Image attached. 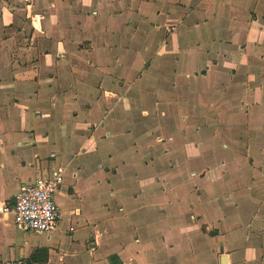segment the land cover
<instances>
[{"label": "crops", "instance_id": "crops-1", "mask_svg": "<svg viewBox=\"0 0 264 264\" xmlns=\"http://www.w3.org/2000/svg\"><path fill=\"white\" fill-rule=\"evenodd\" d=\"M8 8L0 203L37 178L63 183L55 230L0 217V264H220L221 254L264 264V0H41L25 6L21 28ZM52 141L69 150L49 172L41 156ZM210 182L225 187L230 220L205 213L212 202L222 211ZM57 195L85 211L89 234L66 235ZM153 209L150 224L142 215Z\"/></svg>", "mask_w": 264, "mask_h": 264}, {"label": "rangeland", "instance_id": "rangeland-1", "mask_svg": "<svg viewBox=\"0 0 264 264\" xmlns=\"http://www.w3.org/2000/svg\"><path fill=\"white\" fill-rule=\"evenodd\" d=\"M31 3L33 5L38 6L41 3V0H0V18H1V10L4 9V8L7 9L8 7H11V8H16V10L19 9V11H18L19 14L16 17V22L15 21L14 22H15L17 27L20 26V28H21L24 25L25 22H29V20L25 18V14H26L25 11L26 10H24V9H25L26 5L31 4ZM0 23H1V21H0ZM26 31L27 30H25V33H27ZM0 35H1V32H0ZM12 101H13V97H8V103H10ZM2 102H4V101H2ZM154 121H158V120L154 119L149 125H152L154 123ZM138 127L140 128V126H138ZM164 130L166 131L167 129L165 128ZM106 141H108V139H106ZM68 146L69 145L67 143H63L62 141H58V142H55V141L53 142L52 141L51 143L45 144L44 147H43L44 151L42 152V156H41V157L45 156V160L42 161L41 167L43 169H45V170H48L49 172L51 170H53V169L58 168L63 163L61 154L62 155L65 154V157H66V160H67V154H68V150H69V148L67 149ZM104 146H106V144H104ZM51 153L55 154V157L56 156H60V158L58 159V157H56V158L47 159V157H49ZM183 162H185V164H188V165L191 164L192 165V162H187V161H183ZM171 163H172V161L170 160L169 161V165ZM147 176H148L147 175V170H142L141 174H139V177H141L142 179L146 178ZM175 176H178V175H175ZM204 179H205L204 174H203V176H197L196 179L194 178V180H196V185H197V187H195V189H196L195 193L197 194V196H200L202 194L200 191H202L201 190V186L204 184V181H203ZM168 180H169V184L173 188H176L177 187L176 183H179V182L186 183V185H185L186 187L188 186V183H189L188 179L180 181L177 178L174 179V177H169ZM232 185L233 184H231V186ZM205 186H208L209 189H211L213 191V193H215L212 196V198H216L217 195H218V197H219L218 198L219 205L222 206V211H219V210L215 209V206H214L213 202H212V204H208L204 208V211L208 215V217L215 218L216 214H217L218 216H220V218H223V216H227V218L229 220L231 218H233L234 214L232 213V209L228 208V206L224 202V199L222 197H220L222 191L225 190V187L224 186L220 187V185H218L216 183H213V182H210V183H208ZM189 187H190V185H189ZM127 188H128V190H132V187H130V186H128ZM198 188H200V189H198ZM144 191L146 192L145 193V197L147 199V202L151 203L154 200L153 198L155 197V195H153L154 191H155L154 187H152V186L149 187L148 186L147 188H145ZM176 193H177V190H176ZM223 193H225V192H223ZM203 199L207 200V197H203ZM208 200H210L209 197H208ZM56 201H57L58 205L60 206V214H61V217H62L61 218L62 219L61 222L63 223L62 224L63 230H67V234L66 235H87V234H89L91 232V226H88L87 223H83L82 225H80L82 223L80 221L83 220L85 218V216H86L85 211H82V213L79 216H76L74 214V212H73L75 207H73V206H71L69 204L67 205L64 202V200H62L58 195L56 196ZM112 205H113L114 209L117 210L118 204H114V202H113ZM225 205H226V207H225ZM159 214H160V212H158L157 210L153 209V210H149L145 215H142V216H143V218H147V220L150 222V224H152V222H154L156 220V218L160 217ZM71 219H73V220L70 223ZM150 219H151V221H150ZM198 219H199V216L196 218V220H198ZM77 222H79V223H77ZM74 224H76V225H74ZM122 224L123 223H121V227H122ZM70 226L74 228V231L71 232V233L68 232V229H69ZM200 230H202V229L200 228ZM203 231H205V229ZM20 234L23 235V233H21V232H20ZM205 234L207 236H209V235H218V232L214 228H211V230H209L208 232L205 231ZM27 235H37V234L29 233Z\"/></svg>", "mask_w": 264, "mask_h": 264}, {"label": "built area", "instance_id": "built-area-1", "mask_svg": "<svg viewBox=\"0 0 264 264\" xmlns=\"http://www.w3.org/2000/svg\"><path fill=\"white\" fill-rule=\"evenodd\" d=\"M62 183V176L56 173L49 178H37L19 191L14 204L0 203V217H8L15 226L36 233L55 230L60 215L54 197Z\"/></svg>", "mask_w": 264, "mask_h": 264}, {"label": "trees", "instance_id": "trees-1", "mask_svg": "<svg viewBox=\"0 0 264 264\" xmlns=\"http://www.w3.org/2000/svg\"><path fill=\"white\" fill-rule=\"evenodd\" d=\"M44 253H45V251H43V252H41V251H36V252L33 254V256H32L33 261H37V260H39V259L41 258L42 262H44L45 259H46V255H45Z\"/></svg>", "mask_w": 264, "mask_h": 264}, {"label": "water", "instance_id": "water-1", "mask_svg": "<svg viewBox=\"0 0 264 264\" xmlns=\"http://www.w3.org/2000/svg\"><path fill=\"white\" fill-rule=\"evenodd\" d=\"M11 203H12V204L15 203V197L12 198ZM219 260H220V264H228V263H227V256L224 255V254H221Z\"/></svg>", "mask_w": 264, "mask_h": 264}]
</instances>
